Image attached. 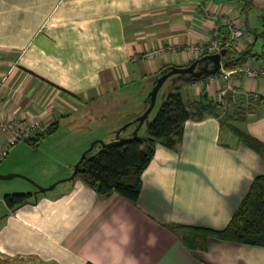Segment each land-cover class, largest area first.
<instances>
[{
	"label": "crops",
	"instance_id": "0c3cea01",
	"mask_svg": "<svg viewBox=\"0 0 264 264\" xmlns=\"http://www.w3.org/2000/svg\"><path fill=\"white\" fill-rule=\"evenodd\" d=\"M225 16L244 30L229 55L249 53L224 68L263 67L264 0H0V121L39 118L48 128L82 132L69 164L91 140L110 141L127 123L120 135L131 137L155 75L198 58L190 46L206 44L218 25L229 41ZM216 74L168 78L159 90L153 109L173 86L191 104L204 94L215 100L232 84L227 103L185 120L174 143L157 139L136 201L100 195L81 172L67 178L70 166L54 189L5 203L0 264H264L263 245L210 237L195 249L179 229L224 228L264 174V75L235 72L226 81ZM91 121L96 127L84 125ZM138 134L148 135V122ZM11 159L0 172L16 169Z\"/></svg>",
	"mask_w": 264,
	"mask_h": 264
},
{
	"label": "trees",
	"instance_id": "16d2710c",
	"mask_svg": "<svg viewBox=\"0 0 264 264\" xmlns=\"http://www.w3.org/2000/svg\"><path fill=\"white\" fill-rule=\"evenodd\" d=\"M230 46H225L228 52L222 59V64L228 67L236 65L242 56L249 53V51H242L237 56H230ZM205 54L207 53L199 57ZM169 69L170 66H166L158 73ZM209 75L205 73L200 77L184 80L180 74H174L169 78L174 79L175 82L195 81L205 79ZM220 106L222 105L216 100L209 99L207 94L203 95V99L187 104L180 87L173 86L166 93L155 116L148 122V135H132L121 141H113L105 147L100 146L96 153L87 152L81 164L85 170L80 169L79 172L96 187L100 195L107 197L117 192L136 201L141 192V175L154 156L157 139L168 137L167 143L171 145L174 143L172 135L181 132L185 120L190 117L202 118L206 113ZM54 129L50 126L46 132ZM46 132L39 133L32 138L33 141L32 139L26 141L36 143ZM237 132L241 140L248 141L249 137L240 131ZM98 145L99 143H96L95 146ZM31 195L30 192L7 193L3 199L9 207H14L28 201ZM179 229L184 241L195 249L205 248L210 237L264 246V174L254 177L233 217L224 228L182 225Z\"/></svg>",
	"mask_w": 264,
	"mask_h": 264
},
{
	"label": "rangeland",
	"instance_id": "374dc122",
	"mask_svg": "<svg viewBox=\"0 0 264 264\" xmlns=\"http://www.w3.org/2000/svg\"><path fill=\"white\" fill-rule=\"evenodd\" d=\"M158 109L154 108L152 112L155 111L157 113ZM87 124L92 125V127H96V124H94L93 121L84 123V125ZM80 125L83 124L80 123ZM64 126L65 125L60 126L57 130L54 129L49 132H46L48 130L47 129L45 131V135L41 137L39 142L31 143L23 140L13 145V153L11 152L12 154L10 153L1 162L0 170L3 169V166L6 165L7 161L11 159V157L12 161H10V164L15 166L16 169L0 173L7 174L9 172H18L27 178L15 176L9 179H0V213L4 212L6 207L3 199L5 194L32 192L31 190L38 189V186L48 187L68 176L59 177L55 179L56 181L53 180L59 175L68 174V171H70V161L67 160L68 158H71L72 153L77 150L76 142L82 135V132H69V130ZM0 141H2V139H0ZM91 141L87 143V146L81 151L78 159L81 157L82 153L90 147ZM97 151L98 146H95L92 152H90L96 153ZM50 180L53 181L50 182ZM50 190L52 189H48L47 191Z\"/></svg>",
	"mask_w": 264,
	"mask_h": 264
},
{
	"label": "built area",
	"instance_id": "2783aa9c",
	"mask_svg": "<svg viewBox=\"0 0 264 264\" xmlns=\"http://www.w3.org/2000/svg\"><path fill=\"white\" fill-rule=\"evenodd\" d=\"M223 21L231 27L230 39L224 42L219 38L220 25H218L214 31L213 37L204 45H192L190 46L191 52L197 56L204 53H216L220 52L225 46L231 45V43L239 39L244 35L243 28L236 25L231 16H225ZM223 80H228L230 76L235 72H244L249 77H256L258 75H264V66L257 67L253 64H243L232 69L224 68L223 64L220 69ZM210 80L216 79L217 74H210ZM232 88V84L228 82L225 87L219 89L216 94L215 100L221 105L227 103L226 95L229 89ZM47 125L39 118L31 120H19V119H5L0 121V133L5 134V140L0 141V163L8 156L11 147L23 140L32 139L39 133H43L47 130Z\"/></svg>",
	"mask_w": 264,
	"mask_h": 264
},
{
	"label": "water",
	"instance_id": "95a60500",
	"mask_svg": "<svg viewBox=\"0 0 264 264\" xmlns=\"http://www.w3.org/2000/svg\"><path fill=\"white\" fill-rule=\"evenodd\" d=\"M226 52H227V48L224 47L221 49L220 52L207 53L201 57L196 58L195 60H193L188 65H185V66L170 65L169 70H167L166 72L158 73L153 80L154 84L152 86V89L149 91V93H148V95L144 101L145 105H146L144 112L142 114H140L139 116H137L132 121V122L138 121V125L133 131V136L138 135V130L144 122H149V114H150L151 110L153 109V107L155 106L159 90L161 89V87L163 86L165 81L170 76H172L174 74H180L181 78H183L184 80H189L192 77H200L205 73L214 74L218 70L221 69L222 59H223V56L226 54ZM128 125L129 124L127 123L123 127L117 129L116 133H115V138H113L112 140H110L108 142H106L105 140L100 139V138H97V139H94L93 141H91L90 147L82 153L81 157L75 163L70 164V166L72 167V173L67 178H74L80 169L85 170V167H83V166L81 167L83 159H84L85 155L87 154V152H90L94 149L96 143H99L100 146L105 147V146L109 145L110 143H112L113 141H116V140L121 141L123 139H126L127 137L120 135V131ZM15 176L26 177V176H24L18 172H9L7 174L0 173V179H9V178H13ZM56 184H57V182H55L54 184H52L48 187L38 186V190L44 192V191H47L48 189H53Z\"/></svg>",
	"mask_w": 264,
	"mask_h": 264
}]
</instances>
